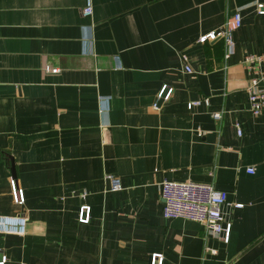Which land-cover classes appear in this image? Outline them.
I'll return each instance as SVG.
<instances>
[{
    "label": "crops",
    "instance_id": "1",
    "mask_svg": "<svg viewBox=\"0 0 264 264\" xmlns=\"http://www.w3.org/2000/svg\"><path fill=\"white\" fill-rule=\"evenodd\" d=\"M259 4L0 0V215L28 218L0 233L4 264H264V112L243 63L264 55ZM236 12L228 57L226 38L200 42ZM166 179L226 190L229 240L165 218Z\"/></svg>",
    "mask_w": 264,
    "mask_h": 264
},
{
    "label": "built area",
    "instance_id": "2",
    "mask_svg": "<svg viewBox=\"0 0 264 264\" xmlns=\"http://www.w3.org/2000/svg\"><path fill=\"white\" fill-rule=\"evenodd\" d=\"M259 7H264V4H259ZM93 7L88 4L83 9L85 16L91 15ZM260 13H264V9L260 10ZM242 25V15L240 12H236L231 19L228 20L226 25L217 31L210 32L207 35L200 37V42L206 39H215L217 37L226 38L228 50L226 56L228 57L232 47V33L234 30ZM244 66L248 74L250 75L249 85L247 87L249 97V110L250 112L258 116L264 112V55L247 54L243 60ZM48 70L57 73L58 68ZM185 70L192 72L190 66H186ZM166 90V86L162 88L158 97L163 98V93ZM171 90L168 91L167 99L170 96ZM108 99L102 97L101 100ZM200 101H194L189 103V107L199 104ZM157 105V104H156ZM216 119H220L222 114L220 112L214 113ZM238 129V135L242 134V129L239 124H236ZM251 172L253 170L251 169ZM11 186L14 195V199L17 203H23L25 200L24 192L19 188L15 182V179H11ZM123 189L120 178H111V190L120 191ZM161 197L163 199L162 214L168 219H184L193 221L204 225L207 231L214 237H223L225 241H228L231 236L232 225L230 222H226L222 212V206L228 201V192L216 188L210 183L199 182H186L175 180H164L161 183ZM238 207H242L243 204H236ZM90 207L83 205L80 211V221H89ZM28 218L24 215H0V233L24 235L27 230ZM159 257V256H157ZM6 256L0 259V264L6 262ZM162 264V261H159Z\"/></svg>",
    "mask_w": 264,
    "mask_h": 264
}]
</instances>
